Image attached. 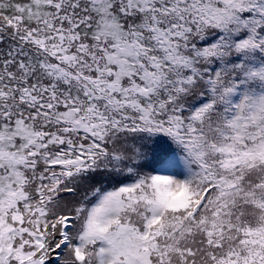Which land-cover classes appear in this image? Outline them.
I'll use <instances>...</instances> for the list:
<instances>
[{"label":"snow or ice","instance_id":"obj_1","mask_svg":"<svg viewBox=\"0 0 264 264\" xmlns=\"http://www.w3.org/2000/svg\"><path fill=\"white\" fill-rule=\"evenodd\" d=\"M0 264H264V0H0Z\"/></svg>","mask_w":264,"mask_h":264}]
</instances>
